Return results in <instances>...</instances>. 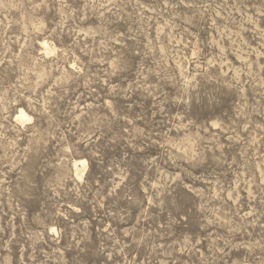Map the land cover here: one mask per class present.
I'll use <instances>...</instances> for the list:
<instances>
[{"label": "rangeland", "instance_id": "374dc122", "mask_svg": "<svg viewBox=\"0 0 264 264\" xmlns=\"http://www.w3.org/2000/svg\"><path fill=\"white\" fill-rule=\"evenodd\" d=\"M0 264H264V0H0Z\"/></svg>", "mask_w": 264, "mask_h": 264}, {"label": "bare ground", "instance_id": "6f19581e", "mask_svg": "<svg viewBox=\"0 0 264 264\" xmlns=\"http://www.w3.org/2000/svg\"><path fill=\"white\" fill-rule=\"evenodd\" d=\"M17 117H19L21 120H24L25 118H26V114H25V112L20 108L19 110H18V113H17ZM83 160L82 159H78V161H74V168H75V170H78L77 168H78V166L80 165H83Z\"/></svg>", "mask_w": 264, "mask_h": 264}]
</instances>
